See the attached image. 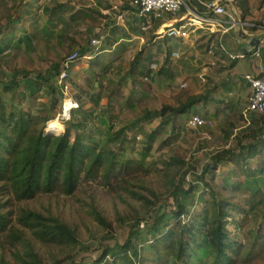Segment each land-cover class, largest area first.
I'll return each instance as SVG.
<instances>
[{"label": "rangeland", "instance_id": "1", "mask_svg": "<svg viewBox=\"0 0 264 264\" xmlns=\"http://www.w3.org/2000/svg\"><path fill=\"white\" fill-rule=\"evenodd\" d=\"M129 2L131 0H124L127 6ZM233 3L241 19L264 26V0H233ZM116 5L115 0L0 1V40H4L2 33L8 31L11 24L15 28L13 35H8L13 38L11 47L0 53V82H7L16 71L24 70L32 77L49 74L55 88L52 92L44 86L37 91L22 83L16 92H4L1 86L0 94L7 102L31 109L42 118L54 117L49 125L57 132L49 133L48 126L49 134L63 133L64 124L73 120L84 121L79 132L91 134L104 143L112 134L121 132V137L126 138L123 143L126 149L120 154L128 159L145 160V168L134 165L127 175L118 174L113 178L111 184L102 179L82 180L70 195L56 191L18 202L0 191V201L5 203L3 211H11L14 218L11 230L0 235V261L24 264L39 259L42 264H91L106 245L124 241L132 225L139 223L145 228L164 211L165 204L172 207L169 199L172 183L189 171L184 184L187 188L190 184L195 186L196 197H186L188 211L181 216L182 223H189L210 202L212 187L218 198L243 208L240 214L234 211L228 217L231 240L242 244L235 264H264V171H261L264 147L261 145V153L246 161L223 162L214 175L207 173L204 181L194 177V173L200 174L210 163L211 154L237 144V140L249 132L248 121L256 118L244 110L247 102L241 99L245 90L241 83L245 81L240 79L241 83H236L229 71L234 60L229 57L222 65H213L203 56V48L212 38L206 28L196 31V44L203 51L198 55L176 38H156L152 34H146L148 40L143 43L140 39L123 41L125 50L103 51L120 37V34L110 36L108 30L116 21L102 12L120 13ZM18 17L22 18L20 22L13 21ZM99 29L109 35L103 45L95 49L91 40ZM25 33L32 38L29 50L25 49L24 42H18ZM146 44L151 51L144 55L138 74L132 62ZM173 49H179L182 54L171 59ZM81 50L85 54L70 67L67 81L60 83L54 66L62 68L67 56L74 51L80 54ZM89 54L91 57H85ZM151 58H156L157 68L149 79L146 73ZM242 62L239 60L235 65L242 67ZM205 65L210 69L208 80L203 83L198 76ZM171 73L174 79H169ZM19 78L23 81L21 76ZM223 84L231 86L230 90L223 88ZM240 84L242 90L238 88ZM32 89L34 93L30 95ZM201 90L202 93L216 92L217 100L213 99L212 105L195 110L212 120L211 125L187 127L192 112L164 121L161 110L165 105L177 106L189 94ZM249 90H246L247 101ZM73 106L77 107L71 109ZM149 111L156 112L150 120L145 117ZM38 125L42 126V121ZM72 132L74 136L75 129ZM262 134L264 138V131ZM108 144L114 143L109 141ZM172 157L186 164L168 166L166 161ZM252 191H256L255 198L263 199L254 211L250 209ZM24 210L64 222L75 231L77 243L58 245L40 241L32 229L19 223L18 216ZM101 219L110 223L109 229ZM175 223L172 219L160 237L173 232ZM144 256L148 254L141 249L139 259Z\"/></svg>", "mask_w": 264, "mask_h": 264}, {"label": "trees", "instance_id": "2", "mask_svg": "<svg viewBox=\"0 0 264 264\" xmlns=\"http://www.w3.org/2000/svg\"><path fill=\"white\" fill-rule=\"evenodd\" d=\"M21 19L18 17L13 21L20 22ZM14 29L11 24L9 30L2 33L5 37L0 40V53L11 47L13 38H8V35H13ZM254 29L255 27L252 28ZM18 40L19 43L24 42L25 49L29 50L32 40L29 34H23ZM145 53V50L138 52L132 62L133 69H136L138 74ZM80 54L84 55V50H81ZM54 68L56 74L61 73L62 68L59 65ZM14 74L7 82H0L4 92H16L22 83L37 91L44 86L52 92L55 89L49 74L40 73L32 77L30 72L24 70H18ZM174 78V74H169V79ZM223 85L230 87L228 84ZM31 92L30 95L34 90ZM213 93V90H209L205 93L189 94L177 106L165 105L161 110V117L164 121H170L174 116L194 112L200 106H207L209 101L214 99ZM155 113L149 111L145 117L150 120ZM255 116L248 126L249 132L239 138L237 144L211 154V161L206 168L200 174L194 173L196 179L204 181L207 173L214 175L223 162L239 163L261 153L260 146L264 147V114ZM53 120L52 116L42 118L35 115L31 109L7 102L0 94V191L11 195L15 201L31 200L56 191L70 195L82 180L102 179L106 184H111L113 178L118 174L127 175L134 165L145 168V160L128 159L120 154L126 149L123 146L126 138L121 137V132L112 134L104 143L91 134L79 132L78 129L84 125V121L73 120L64 124L63 133L53 135L49 134L57 132L49 125ZM40 121L43 125L39 127ZM109 141L116 147L109 145ZM177 163L183 166L186 164L177 157L166 161L168 166ZM261 171L263 172L264 168ZM188 172H183L172 183L169 195L172 207L165 204L164 211L145 228H141L139 223L132 225L124 241L106 245L102 254L91 264H235V256L239 255L242 244L231 240L228 217L234 211L240 214L243 208L218 198L217 191L211 187L210 202L201 212L195 214L189 223H182L180 218L188 211L186 197H196L195 186L190 184L187 188L184 184ZM206 184L209 185L208 182ZM255 192L252 191L250 198L251 211L263 203L262 198H255ZM4 205L5 203L0 201V235L11 230L14 220L11 211H3ZM172 219L176 221L173 232L161 238L160 235L164 233L166 226L171 224ZM18 221L32 229L34 235L42 242L58 245L77 243L75 231L56 218H47L41 213L24 210L18 216ZM101 221L109 229L110 223L105 219ZM141 249L148 256L140 260ZM0 264L8 263L2 260ZM24 264L42 263L39 259H33Z\"/></svg>", "mask_w": 264, "mask_h": 264}, {"label": "built area", "instance_id": "3", "mask_svg": "<svg viewBox=\"0 0 264 264\" xmlns=\"http://www.w3.org/2000/svg\"><path fill=\"white\" fill-rule=\"evenodd\" d=\"M203 6V11L190 7L186 0H131V4L137 10L140 16L147 18L161 19L168 13L174 16V21L165 29H161L157 32V37H171L181 39L183 42L193 38L196 31L199 28H203L205 25H216L221 31L219 38L213 39L207 46L206 51L209 54H214L215 49L219 47L222 52L227 53L232 60L244 59L248 55L253 58L262 59V49L264 47V26L250 24L246 20L239 17L238 10L235 7L233 0H207L200 1ZM185 10V11H184ZM221 16V17H219ZM252 30V28H254ZM237 29L240 37L257 38L254 49L245 53L243 51L232 52L223 43V34ZM106 34L99 29L95 37L92 38L91 44L93 48H100L105 39ZM216 41L219 45L217 46ZM86 55L85 57H91ZM180 55L178 51H172L171 57L177 58ZM81 57L78 51L72 52L63 62L62 71L58 74L57 78L59 82L67 81L68 70L77 62ZM157 68L156 62H150L146 73V78L152 77ZM260 72H264L263 63H259ZM208 66H203L202 72L199 74L201 82L206 83L208 78ZM150 79V78H149ZM244 81L250 86V94L247 101L245 112L264 114V76L259 74L246 73L243 75ZM183 86L186 85L184 82ZM77 106H73L71 109ZM70 109V110H71ZM212 120L204 117L198 111L192 112L187 120V127L197 128L202 126L211 125Z\"/></svg>", "mask_w": 264, "mask_h": 264}, {"label": "crops", "instance_id": "4", "mask_svg": "<svg viewBox=\"0 0 264 264\" xmlns=\"http://www.w3.org/2000/svg\"><path fill=\"white\" fill-rule=\"evenodd\" d=\"M188 5L192 8H196L200 11H203V6L199 3V0H186ZM200 1H207V0H200ZM115 2L117 3L116 6H114L116 9H120V13L117 12H110V10H103L102 12L105 15H111L112 16V20L116 21L114 22L115 26L112 25L111 28L108 30V32L110 33L111 37H114V35H118L120 34V37L116 38V41L111 45V47H105V49L103 51H116L117 50H125L126 47H124L126 44H122L123 41H127V42H131V41H138V39H140L141 43H143L147 37L146 34H152L155 35L156 38H160L157 37V32L161 29H165L166 27H168L171 23H173L174 21V16H164L161 19H157V18H147L144 16H140L137 13V10L134 8V6L130 3L129 6H127V3H124V0H115ZM185 11V10H184ZM221 17V16H219ZM203 28H206L210 31V37H212L210 39V41L206 43L205 47L203 48L204 54L203 56L205 58H209L210 61H212L213 65H222L221 63L226 62L227 58H229L230 56L227 53H224L221 51V49L219 47H217L215 49V53L214 54H209L206 51V48L208 46V44L213 40V39H217L221 36V31H219V27L216 25H205ZM201 29V28H199ZM198 29V30H199ZM107 36L109 34H106ZM196 36L197 33L195 35H193L190 40L188 39L187 42H183V40L181 39H177V41H181L182 43H186V46L190 47L188 49H191V51L198 55V53L203 52L202 48H198L199 46L196 44ZM126 37V38H125ZM108 38V37H107ZM162 38V37H161ZM118 39V40H117ZM252 38L247 37H240L239 36V31L237 29L231 30L230 32H227L225 34H223V43L224 45H226L230 51L232 52H238L239 50L242 51L241 49V43L242 42H249ZM148 40V39H147ZM218 40V39H217ZM150 44V43H149ZM217 46L219 45L218 41H216ZM146 48H140V50H144L147 54H149V52L151 51V47H148L147 44L144 46ZM93 50V49H91ZM172 51H178L180 54H182V52L179 51V49H173ZM171 52H170V58L174 59L173 57H171ZM145 53V55L147 56V54ZM94 57V56H92ZM202 60V57H200ZM154 59L156 58H151L150 62H153ZM199 59V57L197 58ZM196 59V60H197ZM257 58H253L251 55H248L246 58L244 59H236L234 61H232V65L230 66V73L231 76L233 78H235V82L237 83H241V81H244L243 79V75L246 73H252V74H259L261 76H264V72H260V68H259V63H263L264 65V49H262V59H257ZM144 60V59H143ZM239 60H242V67H239L235 65V63ZM148 62L147 64L149 65ZM155 62V61H154ZM200 63V60H199ZM253 64V65H252ZM241 79V81H240ZM244 84L245 90L242 91L243 95L241 96V99L244 100L245 102H247V95L246 94V90L248 91V89H250V86L245 82V83H241ZM241 84L238 86L239 90L241 89ZM223 88L226 87L225 85H221ZM236 86V84H235ZM226 88H231L230 87H226ZM250 91V90H249ZM203 91H196L195 94H199L202 93ZM249 93V92H248ZM240 95V94H239ZM213 97L214 99L217 98L216 96V92L213 93ZM240 97V96H239ZM217 100V99H216ZM213 101H209L208 105H212ZM207 105V106H208ZM247 103L244 104V110L246 109ZM253 115H259V114H255L252 113ZM248 123L250 124V121H248Z\"/></svg>", "mask_w": 264, "mask_h": 264}, {"label": "water", "instance_id": "5", "mask_svg": "<svg viewBox=\"0 0 264 264\" xmlns=\"http://www.w3.org/2000/svg\"><path fill=\"white\" fill-rule=\"evenodd\" d=\"M256 42H257L256 37H253L249 42H242L241 43L242 51L245 53L251 52L254 49Z\"/></svg>", "mask_w": 264, "mask_h": 264}]
</instances>
